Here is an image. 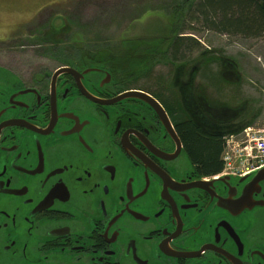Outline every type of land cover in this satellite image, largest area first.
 Returning a JSON list of instances; mask_svg holds the SVG:
<instances>
[{
    "label": "flooded vegetation",
    "instance_id": "1",
    "mask_svg": "<svg viewBox=\"0 0 264 264\" xmlns=\"http://www.w3.org/2000/svg\"><path fill=\"white\" fill-rule=\"evenodd\" d=\"M65 11L3 42L47 65L0 67V264H264V179L200 178L178 133L194 110L221 130L218 92L189 65L132 87L114 39L75 35ZM155 39L193 38L116 43Z\"/></svg>",
    "mask_w": 264,
    "mask_h": 264
},
{
    "label": "rangeland",
    "instance_id": "2",
    "mask_svg": "<svg viewBox=\"0 0 264 264\" xmlns=\"http://www.w3.org/2000/svg\"><path fill=\"white\" fill-rule=\"evenodd\" d=\"M180 1L182 0H0V67L25 75L29 68L39 70L47 65L36 58L33 59L27 47L17 49L21 43L3 42L7 37L21 36L15 31L16 29H19V32H25L27 37H32L35 33L33 32L35 27H32L34 21L48 19L47 11L57 7L66 9L67 12L65 11L63 15L68 24L71 21V27L77 26V28H71L72 32H77L75 35L102 38L107 36L114 39L115 44L108 48H112L110 51L113 56H116L124 55L131 46V41H126V45L116 43L122 37L169 36V29L174 22L173 10ZM191 14L194 16L193 12ZM179 18L183 20L181 24L183 30L179 34L192 37L197 41L199 50L205 57L207 56L206 59L220 57L230 62L231 65L221 70L224 79L220 85L222 92L219 96L222 101H228L233 106L235 104L237 108L245 104L254 112L256 111V114L258 112L253 126L263 128L264 37L243 38L217 34L205 29L202 21L189 20L187 14H182ZM185 20L188 21L185 22ZM13 32L15 33L12 34ZM155 41L172 42L170 39L169 41L155 39ZM103 45L107 46V44ZM108 48L98 51L105 54L109 51ZM182 55L194 58L197 54ZM166 67L170 66L158 63L143 76L142 71L139 70L140 77L129 80L131 86L154 91V85L160 79L167 77L163 82L168 83L172 72ZM176 68L177 66L174 70ZM206 71L207 75H215L218 69L213 64ZM138 72L135 73L138 74Z\"/></svg>",
    "mask_w": 264,
    "mask_h": 264
},
{
    "label": "trees",
    "instance_id": "3",
    "mask_svg": "<svg viewBox=\"0 0 264 264\" xmlns=\"http://www.w3.org/2000/svg\"><path fill=\"white\" fill-rule=\"evenodd\" d=\"M182 14H187L189 20L202 21L205 29L217 34L243 38L264 37V0H182L173 10L174 22L169 29V36L172 38L183 30L181 26L183 20L179 18ZM129 48L122 58L125 61L124 64H128L126 67L131 68L126 75L129 80L139 78V70L142 71L143 76L158 63L167 64L170 67L177 66L178 69L189 65L195 67L191 82L209 85L212 87L211 91L216 90L218 95L222 92L220 85L224 79L221 70L231 65L229 61H224L220 57L206 59L207 56L200 52V46L194 39H177L171 43H160L155 40L133 41ZM193 53L197 54L194 58L182 55ZM213 64L216 65L218 72L215 75L205 74ZM219 99L222 101L220 97ZM222 102L228 116L226 124L222 125L219 131H213L214 128H210L212 125L209 124L205 115L199 112L189 115V120L193 121L195 126L188 120H179L178 133L184 151L200 178L213 177L222 172L221 156L225 136L240 133L244 128L253 126V121L258 116V112L256 114V111L254 112L245 104L237 108L235 104L233 106L228 101Z\"/></svg>",
    "mask_w": 264,
    "mask_h": 264
},
{
    "label": "built area",
    "instance_id": "4",
    "mask_svg": "<svg viewBox=\"0 0 264 264\" xmlns=\"http://www.w3.org/2000/svg\"><path fill=\"white\" fill-rule=\"evenodd\" d=\"M221 175L242 176L264 167V129L247 128L225 140Z\"/></svg>",
    "mask_w": 264,
    "mask_h": 264
},
{
    "label": "water",
    "instance_id": "5",
    "mask_svg": "<svg viewBox=\"0 0 264 264\" xmlns=\"http://www.w3.org/2000/svg\"><path fill=\"white\" fill-rule=\"evenodd\" d=\"M126 96H139L140 98H142L145 102H147L151 107H153L160 115V113H163L162 109L160 108V106L157 104V102L152 99L150 96L144 94V93H128L126 94L124 97ZM123 97V98H124ZM164 115V113H163ZM255 176L257 177V179L263 180L264 179V168H262L261 170H258L255 172Z\"/></svg>",
    "mask_w": 264,
    "mask_h": 264
}]
</instances>
